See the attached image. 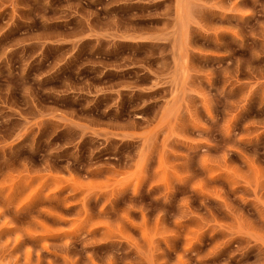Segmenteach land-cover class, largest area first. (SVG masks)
<instances>
[{
    "label": "rangeland",
    "instance_id": "1",
    "mask_svg": "<svg viewBox=\"0 0 264 264\" xmlns=\"http://www.w3.org/2000/svg\"><path fill=\"white\" fill-rule=\"evenodd\" d=\"M0 264H264V0H0Z\"/></svg>",
    "mask_w": 264,
    "mask_h": 264
}]
</instances>
